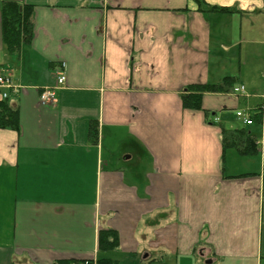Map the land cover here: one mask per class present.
Wrapping results in <instances>:
<instances>
[{
    "label": "crops",
    "instance_id": "crops-1",
    "mask_svg": "<svg viewBox=\"0 0 264 264\" xmlns=\"http://www.w3.org/2000/svg\"><path fill=\"white\" fill-rule=\"evenodd\" d=\"M15 1L33 5V35L9 53L0 20V100L19 121L0 128V264H264V0ZM222 128L258 151L224 149ZM104 228L114 249L98 248Z\"/></svg>",
    "mask_w": 264,
    "mask_h": 264
},
{
    "label": "trees",
    "instance_id": "trees-1",
    "mask_svg": "<svg viewBox=\"0 0 264 264\" xmlns=\"http://www.w3.org/2000/svg\"><path fill=\"white\" fill-rule=\"evenodd\" d=\"M201 4L202 0H196ZM202 9V6H201ZM213 11H230L225 7L211 6ZM33 15L34 7L28 3H19L15 0H4L0 6L1 34L5 48L9 53H16L22 44H27L33 35ZM229 82L225 78L219 84H194L187 87L180 94L181 105L187 109H200L204 92L225 90V85ZM254 120L261 121L260 112L253 114ZM0 128L19 129L18 110L11 105L6 98L0 100ZM90 140L93 143L98 139L97 124H91L89 129ZM223 148L233 147L241 155L255 154L258 145L254 136L245 129L227 131L222 128ZM118 245V234L114 229H100L98 231V248L100 250H111ZM81 261H77L75 264ZM97 264H115L111 259H99Z\"/></svg>",
    "mask_w": 264,
    "mask_h": 264
},
{
    "label": "built area",
    "instance_id": "built-area-1",
    "mask_svg": "<svg viewBox=\"0 0 264 264\" xmlns=\"http://www.w3.org/2000/svg\"><path fill=\"white\" fill-rule=\"evenodd\" d=\"M64 64L60 63L59 67L60 69H63ZM65 81V75L63 72H59L56 76V83L53 87H44L40 90L39 92V99L41 101V103H47L50 101H53L55 99V95H56V89L58 88V86L62 85ZM0 87H11V83L9 81L8 78L0 75ZM233 91L235 92H242L243 91V86L240 87H235L233 89ZM3 96H6V92H3ZM236 116L237 117H243V121L246 124H251L252 121L250 119V117H247L243 112L241 111H236ZM78 264H94L92 261L90 260H84Z\"/></svg>",
    "mask_w": 264,
    "mask_h": 264
},
{
    "label": "rangeland",
    "instance_id": "rangeland-1",
    "mask_svg": "<svg viewBox=\"0 0 264 264\" xmlns=\"http://www.w3.org/2000/svg\"><path fill=\"white\" fill-rule=\"evenodd\" d=\"M231 124H232L233 126H235V127H239V126H241L240 123L238 122V120H236V118L233 119V121H232ZM114 148H115V147H114ZM104 151H105V149H104ZM132 163H133V162H129L128 165H131ZM118 258H119V257H118ZM137 258H138L139 261H140V252L138 253ZM127 264H132V261H127ZM168 264H172V263H171V260H169Z\"/></svg>",
    "mask_w": 264,
    "mask_h": 264
}]
</instances>
